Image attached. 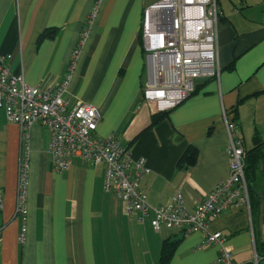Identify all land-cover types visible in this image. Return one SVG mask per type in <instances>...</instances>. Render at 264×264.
<instances>
[{
	"label": "crops",
	"instance_id": "crops-1",
	"mask_svg": "<svg viewBox=\"0 0 264 264\" xmlns=\"http://www.w3.org/2000/svg\"><path fill=\"white\" fill-rule=\"evenodd\" d=\"M95 1L0 0V54L28 85L54 89L87 31L64 98L96 107L97 135H115L134 161L145 162L139 185L150 207L167 205L180 192L191 212L229 174L223 112L236 123L244 149L252 148L255 132L264 138V0H217L218 77L197 82L152 126L160 113L141 97L146 71L139 43L142 11L152 0ZM49 142L43 127L23 135L0 110V264H156L162 242L180 232L154 231L139 215H127L105 191L101 165L75 159L55 171ZM191 148L195 162L180 163ZM26 157L20 243L15 192ZM256 188L251 207L226 210L208 224L209 233L224 237L235 264H251L254 253L264 264V183ZM203 239L199 232L183 235L169 264H211L217 247L200 248Z\"/></svg>",
	"mask_w": 264,
	"mask_h": 264
},
{
	"label": "built area",
	"instance_id": "built-area-1",
	"mask_svg": "<svg viewBox=\"0 0 264 264\" xmlns=\"http://www.w3.org/2000/svg\"><path fill=\"white\" fill-rule=\"evenodd\" d=\"M219 15L217 0H152L144 7L139 38L146 85L141 97L156 113L169 111L186 100L194 93L200 79L218 77ZM86 36L87 31H83L70 55L68 73L54 89L43 84L28 85L21 76L10 71L6 63L9 56L0 54V110L19 126L23 135L35 125L48 131L49 153L55 171L67 169L75 159L101 165L105 191L122 201L127 215H139L154 231L165 228L183 235L202 233L204 239L200 248L217 247L211 264H235L221 233H209L207 228L210 221L226 210L249 208L244 146L236 123L223 112L229 137L226 148L229 174L225 181L216 185L191 212L185 208L180 192L167 205L150 207L139 185L141 175L148 172L145 162L134 161L130 150L115 135H97L100 115L96 107L64 98ZM28 173L26 157L18 164L15 192L14 215L21 221L20 243L24 242L26 232ZM261 261L254 253L251 264H261Z\"/></svg>",
	"mask_w": 264,
	"mask_h": 264
},
{
	"label": "trees",
	"instance_id": "trees-1",
	"mask_svg": "<svg viewBox=\"0 0 264 264\" xmlns=\"http://www.w3.org/2000/svg\"><path fill=\"white\" fill-rule=\"evenodd\" d=\"M168 113L169 111H166L154 115L152 117L153 120L151 122V126L157 124L159 121L165 118ZM252 143V148L244 149V175L250 207L252 206V198L257 197L256 185L264 181V138L258 132H255L252 137ZM195 155L196 153L194 149H188L187 152L182 156L180 163L186 162L189 165H192L195 162ZM171 238L172 237L165 239L162 242L159 259L156 264H169L173 258L178 242H171ZM257 255L259 256L258 253Z\"/></svg>",
	"mask_w": 264,
	"mask_h": 264
},
{
	"label": "water",
	"instance_id": "water-1",
	"mask_svg": "<svg viewBox=\"0 0 264 264\" xmlns=\"http://www.w3.org/2000/svg\"><path fill=\"white\" fill-rule=\"evenodd\" d=\"M205 80H206V79H200L198 82H203V81H205ZM182 238H183V235L180 233V234H178L177 236L172 237V238H171V242H179V241L182 240Z\"/></svg>",
	"mask_w": 264,
	"mask_h": 264
},
{
	"label": "rangeland",
	"instance_id": "rangeland-1",
	"mask_svg": "<svg viewBox=\"0 0 264 264\" xmlns=\"http://www.w3.org/2000/svg\"><path fill=\"white\" fill-rule=\"evenodd\" d=\"M145 82V72H144V75H143V83ZM249 146H251L250 144H246V147H249ZM261 183H264V181L263 182H261ZM261 186H263V184H261Z\"/></svg>",
	"mask_w": 264,
	"mask_h": 264
}]
</instances>
